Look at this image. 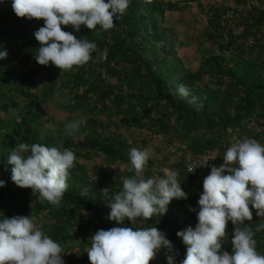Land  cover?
<instances>
[{"label":"trees","instance_id":"16d2710c","mask_svg":"<svg viewBox=\"0 0 264 264\" xmlns=\"http://www.w3.org/2000/svg\"><path fill=\"white\" fill-rule=\"evenodd\" d=\"M199 1L181 0V3ZM251 1L236 0L237 4L243 5L250 2V7L245 13L236 14V20L231 24L223 18L227 9L210 8L209 22L216 33L206 30V36L216 44L218 52H209L198 69L191 72L180 71L178 65L169 62L171 48L161 23L165 7L171 10L173 6H167L163 0H130L128 9L119 20L114 19L115 27L108 31L99 30V26L91 31L82 25L80 31L75 32L71 26H62V30L71 32L78 39L86 38L97 45L88 63L74 66L70 71L36 62L34 55L40 44L34 32L43 27L44 21L18 18L12 5L0 0L3 4L0 7V50L8 53L6 59L0 60V94L6 84L12 90L20 89L31 99L29 106L33 107V111L20 113L19 123L6 135L7 142L0 145V180L5 182L0 188V219L13 216L42 218L40 229L46 235L62 248L77 250L75 258L64 259V264H90L86 250L90 247V237L98 230L132 226L127 218L123 225L109 219L111 209L101 194L106 187L115 193L122 188L121 177L133 175L126 169L121 173L112 168L113 164L120 167L121 163H129L132 148L116 135L106 134L108 126L97 122L96 114L121 116L120 123L128 128L175 136L179 145L185 147L184 152L191 156L214 151L222 154L232 135L264 142V8ZM98 55L102 57L95 62ZM40 72L46 80L42 103L53 98V85L59 82L61 88L68 91L70 110L88 115L73 132L82 135L81 139L72 141L70 135L65 134V128L58 133V141H63L59 143L60 147L75 150L76 157L82 160L96 156L101 161L94 164L89 173L84 165L74 162L69 169L68 189L59 206L40 200L38 193H32L30 188H20L11 180L12 166L7 164L9 153L5 151L14 149L19 143L54 147L49 137L39 138L34 126L45 114L41 104L32 100L35 95L29 90ZM205 76L213 87L205 84L200 90L196 83ZM107 77H115L118 83L106 81ZM181 84L190 92L187 98L178 94L177 86ZM193 97L195 102L190 103ZM251 120L252 127H246ZM221 164L223 159H219L216 166ZM177 167L178 181L188 198L173 199L166 214L154 215L142 223L138 220V226H156L163 231L178 253L176 264H180L186 256L187 246L176 233L188 227L195 229L204 178L188 175L184 163ZM154 168L148 160L143 170L145 179L155 176ZM251 211L252 220L244 221L242 227H252L257 251L264 255V230L256 232L264 218L258 217L255 209ZM181 212L183 217L179 218ZM226 231L228 236L222 250L231 253V221ZM164 261L167 264L166 258Z\"/></svg>","mask_w":264,"mask_h":264},{"label":"clouds","instance_id":"9594fccd","mask_svg":"<svg viewBox=\"0 0 264 264\" xmlns=\"http://www.w3.org/2000/svg\"><path fill=\"white\" fill-rule=\"evenodd\" d=\"M129 3L130 0H12V10L18 18L44 21L43 27L34 32L40 44L34 55L36 62L70 71L88 63L97 45L86 38L78 39L62 26H71L75 32L82 25L91 31L98 26L101 31L111 30L114 19L121 18ZM7 56L6 50H0V60ZM177 91L183 98L190 95L183 84L177 86ZM79 124L78 120L66 124L65 134L70 135ZM76 159L69 148L19 143L10 151L7 164L12 166L11 180L18 187L30 188L40 200L59 206L68 189L69 169ZM148 159L147 149L132 148L129 163H121L120 167L133 175L122 176V188L115 193L108 187L101 190L111 209L109 219L123 225L127 218L132 226L100 229L90 237L86 250L90 264H150L161 249L166 250L167 264H176L178 253L166 234L156 226H138V220L142 223L154 215L163 216L173 199L186 200L187 193L178 181V171L165 168L163 176L145 179L143 170ZM222 159L223 164L213 165L203 180L195 229L188 227L176 233L187 246L180 264H264V255L257 251L255 232L251 226L242 227L244 221L252 220L251 209L264 218V144L245 137L232 143ZM199 167L192 162L188 170L191 173ZM4 186L0 180V188ZM229 221L233 225L231 253L222 250ZM261 230L264 221L256 232ZM62 252V246L37 227L31 217L0 219V264H64Z\"/></svg>","mask_w":264,"mask_h":264},{"label":"rangeland","instance_id":"374dc122","mask_svg":"<svg viewBox=\"0 0 264 264\" xmlns=\"http://www.w3.org/2000/svg\"><path fill=\"white\" fill-rule=\"evenodd\" d=\"M12 5V0H6ZM166 5L171 4L173 8L168 9L165 7L163 20L161 26L165 29V37L169 41L171 48V56L169 62L171 64L178 65L180 71L189 70L195 72L203 59L209 52H218L216 44L209 40L206 36V30H210L212 34H215V30L210 24V18L212 17L211 7L227 9L226 14L223 16L224 19L230 20V24L236 20V14L245 13L249 7L250 2L247 4H237L236 0H201L199 2L191 4H182L181 0H163ZM251 3L255 4L260 8H264V2L254 1ZM3 4H0L2 7ZM218 35L222 33L219 29ZM102 56L98 55L95 62ZM154 72V70H152ZM41 72L37 75L33 84L29 86V90L35 97L32 99L34 102L41 104V108L44 110V116L40 117L37 124H34L35 130L39 138L49 137L53 146L60 147L58 141V133L65 128L69 121H80L82 124L85 121L86 115L78 111H71L68 107L70 101L68 97V91L63 90L59 82L53 85V98L47 99L45 103L41 102L43 88L46 83L45 78L41 76ZM103 77L105 75L103 74ZM106 81L116 84L117 79L105 78ZM199 85L200 90H203L205 84L211 88L213 84L207 76L201 81L196 83ZM195 87H193V90ZM196 98H199L198 96ZM31 99L22 93L20 89L12 90L7 84L2 88L0 94V145L2 142H7L6 135L12 133V129L19 123L20 113L28 110L33 111V107L29 106ZM121 116L108 117L105 114H96L95 120L100 123H105L108 129H105V133L108 135H116L121 141H124L130 148H137L140 150L147 149L149 154V161L154 165L153 173L155 176H163V170L165 168L178 171L177 165L183 166L186 159L191 155L184 152L185 147L179 145L176 141V137L170 134H154L147 131L146 129H135L128 128L120 123ZM245 123V122H244ZM252 120L246 123V127H252ZM228 129V133H229ZM82 135L77 136L70 134L72 141H76L78 138L81 139ZM243 138H237L235 135L230 137V144ZM184 147V148H183ZM63 148H61L62 150ZM12 149H6L5 151L10 154ZM73 150V149H72ZM75 151V150H73ZM222 154L214 151L210 153V157H217L214 160L217 162L222 159ZM78 164H82L86 167L89 173L90 168L94 164H100V158L93 156L90 160L76 159ZM112 168H116L119 172H124L125 169H121L117 164H113ZM227 174V173H225ZM179 218L183 217L182 212L179 213ZM33 222L37 227L40 228L42 218L33 219ZM77 250L73 248L65 247L61 253L62 259H72L74 253ZM165 249H161L153 261L150 264H165ZM80 253V252H78ZM79 255V254H78ZM75 258V257H74ZM73 258V259H74ZM88 264V263H84Z\"/></svg>","mask_w":264,"mask_h":264},{"label":"built area","instance_id":"2783aa9c","mask_svg":"<svg viewBox=\"0 0 264 264\" xmlns=\"http://www.w3.org/2000/svg\"><path fill=\"white\" fill-rule=\"evenodd\" d=\"M258 142H260L261 144H264V142L262 140H259ZM209 155L210 154L202 155V156H190V157H188L184 163L186 173L188 175H191V176L200 175L202 178H205L210 173L211 167L213 165L216 166V164L218 162V161L216 162L215 160H211L212 158ZM192 162H197L198 167L203 166L206 162H208V164H207V166L199 167L190 173L188 170V166Z\"/></svg>","mask_w":264,"mask_h":264}]
</instances>
